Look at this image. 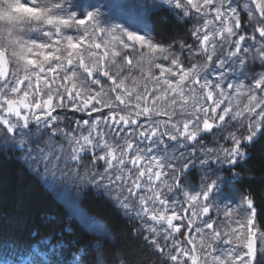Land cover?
I'll use <instances>...</instances> for the list:
<instances>
[{
    "label": "snow or ice",
    "instance_id": "6c2138e0",
    "mask_svg": "<svg viewBox=\"0 0 264 264\" xmlns=\"http://www.w3.org/2000/svg\"><path fill=\"white\" fill-rule=\"evenodd\" d=\"M144 6L191 24V43L164 45L150 30L105 28L99 9H79L73 0H0V136L45 178L71 174L102 190L141 222L142 240L162 264H264V252L257 258L254 200L242 196L235 219L230 209L214 219L210 201L223 177L206 172L197 190L183 183L196 163L227 165L241 175L236 166L264 136V0ZM125 62L147 65L140 83L152 87L137 91L135 78L126 84L132 68L122 75ZM66 111L80 115L62 118ZM32 125L37 133L47 130V150H33ZM214 129L216 146L202 144ZM165 140L175 148L169 151ZM189 144L190 151H179ZM159 145L163 153L155 152ZM78 251L68 264H84L87 249ZM48 256L33 245L27 261L50 264Z\"/></svg>",
    "mask_w": 264,
    "mask_h": 264
},
{
    "label": "trees",
    "instance_id": "16d2710c",
    "mask_svg": "<svg viewBox=\"0 0 264 264\" xmlns=\"http://www.w3.org/2000/svg\"><path fill=\"white\" fill-rule=\"evenodd\" d=\"M156 19V31L163 39L183 31L167 10L159 12ZM246 164L249 178L239 179L238 185L256 199L258 210H264V136L248 148ZM82 193L86 209L104 221L116 237L117 250L126 264H162L159 253L143 242L129 220L97 190L86 187ZM41 240L49 243L40 244ZM95 242L21 161L0 154V264H42L38 257L27 261L33 245L49 254L50 264H68L71 253L87 249L89 254Z\"/></svg>",
    "mask_w": 264,
    "mask_h": 264
},
{
    "label": "rangeland",
    "instance_id": "374dc122",
    "mask_svg": "<svg viewBox=\"0 0 264 264\" xmlns=\"http://www.w3.org/2000/svg\"><path fill=\"white\" fill-rule=\"evenodd\" d=\"M73 2L79 9L87 8L93 11L99 9L100 20L102 26L105 28L119 24L122 27L128 28L129 30L138 31L140 34H143L144 31L150 30V35H152L154 41L164 45H168L179 40H184L188 43H191V38L188 35V29L191 27V24H184L182 22H178V19L174 17L170 12L169 13L171 14L175 23L180 28H182L183 31L181 33H176L173 38L168 39H163L159 35V33H157L156 15L163 10L144 6L153 4L154 0H73ZM241 18L242 20L246 19V14H242ZM145 25H147V29H145ZM104 39L110 38L105 36ZM138 59L139 57L134 58V64ZM141 67L146 68L148 66H137L135 71L132 70V74L129 79L126 80V84L131 87L132 80L133 78H135V80L137 81V91H142L145 83H148V86L152 87V85L147 80H144L143 83H140L143 76L146 74L142 73ZM124 68L125 71L122 73V75H128L127 69H133L134 67L132 65H127L125 62ZM151 71L157 75L159 73V69L152 68ZM79 115L80 114L72 113L70 111L61 113L62 118L68 117L69 120L73 117H78ZM65 122L68 123V121ZM216 132L217 129H214L213 133L203 134L205 138L202 139V144L215 147L216 140L219 139V136L214 137V134ZM32 133L33 150L35 151L39 148H45V150H47V145L45 143V141L47 140V130L43 129L41 126V131L37 133L36 126L32 125ZM55 139L57 142H60L61 140L60 137H56ZM220 143L227 144V142L223 140H220ZM165 144L168 146L169 151L175 148V143L172 141L165 140ZM192 147L193 145L189 144L186 149H180L179 151L188 152L192 149ZM198 148L199 145L197 146V149ZM164 150L165 146L159 145L156 147L155 152L163 153ZM0 154H3L8 158H16L21 161V163L27 167L29 173L39 179L40 183L49 190L53 198L58 203L62 204L65 210L80 224L83 230L96 239V242L94 243V251L84 257V264H101V262H103V264H126L125 260L122 258V256L117 250V239L112 233L111 229L104 221H102L97 216L91 214L82 203L81 197L84 188L88 187L97 190L94 186L78 180L71 174H69V176L67 177H61L59 175H49L47 178H45L43 175L34 171L28 166V162L23 159L24 153H22L19 149L15 148L10 141L8 142V144H5L3 136H0ZM178 154L179 153L177 152V155ZM84 163L89 164L90 157H86ZM228 167L229 166L227 165L221 166L218 164H212L209 166V169H204L198 163H196L184 173L185 179L183 183L186 184L190 190H197L199 188L201 183V177L204 176L206 172L209 176L212 177H215L216 175L223 177L222 182L219 184L217 190L213 193L210 201L213 205L212 215L214 219L217 218V216H220L222 218V213L226 209H230L233 212V219L237 218L236 214L240 211L242 205L241 198L242 196L246 195L240 189V186L238 185V180L241 178H249V169L247 164L242 163L236 166L235 171H238L241 174L236 177H234L233 174L228 171ZM97 170H103L102 162H100V167ZM83 172L84 167L81 166L80 173L83 174ZM97 191L102 195L105 200L110 202L123 216H125L123 210L119 208V206L115 203L112 198L108 197L102 190ZM176 195L183 199V197L180 196L179 191L176 193ZM262 198L264 199L263 195ZM252 199L254 200L255 209L257 212L255 227L257 229L258 237L257 258L258 260H260L261 252H264V241H261L259 239L261 233H264V210H258V206H256L258 202L254 197ZM125 217L136 229L141 228V232L139 233L141 237L146 234L143 231L141 222L139 220L129 216ZM205 219H207V217H205ZM199 222L200 221L198 220L197 223ZM193 235L197 234L193 233ZM218 247L223 249L230 246L221 244ZM242 250L246 249H238V251Z\"/></svg>",
    "mask_w": 264,
    "mask_h": 264
},
{
    "label": "bare ground",
    "instance_id": "6f19581e",
    "mask_svg": "<svg viewBox=\"0 0 264 264\" xmlns=\"http://www.w3.org/2000/svg\"><path fill=\"white\" fill-rule=\"evenodd\" d=\"M81 1H84V0H81ZM163 63H166V62H163ZM136 68H137V66L134 67L132 70L135 71ZM141 68H142V67H141ZM131 74H132V73H131Z\"/></svg>",
    "mask_w": 264,
    "mask_h": 264
}]
</instances>
